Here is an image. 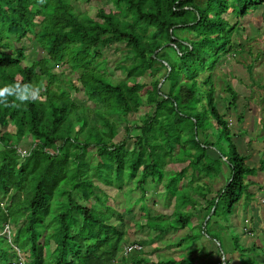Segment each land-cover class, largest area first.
I'll return each instance as SVG.
<instances>
[{"label": "trees", "instance_id": "obj_1", "mask_svg": "<svg viewBox=\"0 0 264 264\" xmlns=\"http://www.w3.org/2000/svg\"><path fill=\"white\" fill-rule=\"evenodd\" d=\"M80 1L0 0V87L31 82L42 89L37 101L20 108L0 105V264L17 258L12 246L27 253L26 264H115L125 240L111 219L123 221L106 205L102 185L121 190L133 182L144 199L146 186L165 178L166 193L178 201L187 169L217 177L224 166L225 184L211 200L201 197L207 216L222 202L250 199L253 183L246 178L264 172V159L249 166L232 142L210 72L234 54L231 37L239 20L264 0H99L112 7H97L94 16L75 13ZM31 41L42 55L24 65ZM117 44L125 54L114 69L123 77L111 83L102 50ZM168 48L175 59L163 51ZM226 91L234 103L235 92ZM79 93L81 102L72 95ZM141 107L147 110L140 125H130L128 115ZM23 138L31 140L25 156L18 152ZM215 145L226 150L210 159L207 150ZM88 152L94 153L92 165L84 160ZM168 160L174 173L166 171ZM171 215L173 225L146 223L157 236L186 226L188 214ZM9 226L10 241L2 234ZM140 251L130 263L148 264Z\"/></svg>", "mask_w": 264, "mask_h": 264}, {"label": "rangeland", "instance_id": "obj_2", "mask_svg": "<svg viewBox=\"0 0 264 264\" xmlns=\"http://www.w3.org/2000/svg\"><path fill=\"white\" fill-rule=\"evenodd\" d=\"M107 4L99 0H92L88 3L81 0L77 2L74 11L75 13L86 11L91 16H94L97 7L106 5L109 8L112 7L109 3ZM229 20L235 22L236 19L229 18ZM231 40L235 50L234 55L231 53L227 57H223L216 68L210 71L213 75L212 79L215 88V105L222 118L227 122L233 137L231 140L236 144L238 152L247 156L246 163L249 166L258 167L259 160L264 159V153L263 155H260L261 153L256 154L258 149L264 151V129L255 123L259 116L257 112L259 105L257 103L264 94V92L256 90L259 89L260 84L264 85V62L262 58L264 57L263 6L250 11L246 17L239 20V31L233 34ZM163 51L170 55L172 59H175V53L171 48ZM124 52L122 44L113 45L111 49L102 50L103 57L107 62L105 67H103L108 75L107 80L111 83H115L118 78L123 77L120 71L114 69V66L123 60ZM41 55L40 49L31 41L26 52L24 65L37 60ZM248 59H252L253 64H251L255 67L249 72L246 69ZM51 70L56 74L61 73L62 69L59 68L58 72L56 67H52ZM59 76L61 79L65 78L64 74H59ZM160 77L161 74L156 75V79ZM226 85L236 94L234 104H231L232 100L225 90ZM262 90L264 91V89ZM72 95L77 96L80 102L83 100L80 93ZM262 98L264 102V95ZM228 104L232 105V107L229 108ZM146 110V108L141 107L137 113L129 114L127 117L129 124L140 125L143 113ZM240 118L241 120H239ZM118 119L121 120L120 116ZM136 133L135 131L131 132V138L127 142L128 149L131 147ZM120 135H122L121 129L116 140L120 139ZM213 139L212 137L211 140ZM30 142L31 140L27 138L18 141V151L22 155V151H27V146ZM221 145H226V142L222 141ZM215 146L214 150H207V155L210 159L216 156L218 150L222 153L223 149L226 150L222 146V148ZM93 155L94 153L88 152L84 155V160L91 165L94 164L96 160ZM166 166L168 173H174L175 168L172 166L171 160L166 162ZM222 172L223 174L217 177H207L204 173L199 174L191 168L187 169L185 178L180 185H177L178 190H180L178 201L166 193L164 189L165 178L157 184L149 183L146 186L144 199L140 198L139 190L133 189V182H127L122 186L121 190L116 189L114 186L104 187L102 185L101 188L109 197L106 205L122 217V224L118 223L115 217H112L111 221L124 231L125 242L123 246L128 243H138L141 247L138 257L146 259L148 264L158 261L164 262L169 259L177 261L185 259L187 260L186 264H225L224 262L228 264H249L251 261H256V264H264V257L261 258V256H264V251L258 250L254 252L252 246V244L257 243L264 247V222L261 231L255 232V237L250 236L248 231L244 232L243 230V218H247L245 220L246 224L251 223V220H249V217L252 216L251 202L248 205L250 208H246L247 204L245 202L247 199L244 197L236 204L228 205V203L222 202L216 209L215 215H211L212 210L209 211L207 216H205L207 212L201 211L204 206V200L201 197L204 196L206 200H211L215 192L225 184L228 172L224 166ZM246 181L264 185V177L261 173L246 178ZM77 201L79 202L80 199H77ZM194 204H197L195 208L193 207ZM100 209L101 212H105L104 207ZM248 209L249 211L247 212ZM175 210L189 215L186 226L179 231H175L173 226L172 229H167L157 236V231L150 227L148 223L152 220L155 223L164 222V224L171 223L173 225L175 224L173 221L174 216L172 217L171 214ZM208 218H210L209 221L207 220ZM147 220H149L148 223H146ZM247 229L252 232L255 231L252 223ZM49 232L51 230H48L47 233ZM12 233L13 228L10 226L5 227L2 232L6 238ZM8 241L10 240L8 239ZM237 246L248 248L249 250L240 252ZM12 248L17 254V248L14 246ZM19 253L24 258L27 255L24 252ZM134 255L136 253H131L125 257L126 264H134L130 263V258ZM121 257V254H118L117 264L120 263Z\"/></svg>", "mask_w": 264, "mask_h": 264}, {"label": "crops", "instance_id": "obj_3", "mask_svg": "<svg viewBox=\"0 0 264 264\" xmlns=\"http://www.w3.org/2000/svg\"><path fill=\"white\" fill-rule=\"evenodd\" d=\"M259 8V7H258ZM257 8V9H258ZM263 8H264V6H263ZM255 10V9H254ZM253 10V11H254ZM233 49H234V46H233ZM235 51V50H234ZM234 55V54H233ZM263 58V62H264V57H262ZM251 60V61H250ZM252 63V59H248V61H247V66H246V69H248V72L251 70V69H255V67H253V63ZM251 64V65H250ZM264 64V63H263ZM263 79V78H262ZM248 80H249V78H248ZM251 80V79H250ZM264 80V79H263ZM261 86H259L258 88L259 89H256V90H258V91H262V92H264L262 89H264V88H262L261 89V87H264V85L263 84H260ZM227 86V85H226ZM225 90H226V87H225ZM229 94V93H228ZM255 95H256V93H255ZM260 95V94H259ZM264 95V94H263ZM263 95H262V97H263ZM229 96H230V94H229ZM262 97H260V99L258 100V105H259V107L257 108V112L259 113V116L257 117V119H256V121H255V123L257 124V126L259 125V127H263V129H264V102H263V98ZM231 99V98H230ZM231 104H232V101H231ZM234 104V103H233ZM228 106L229 107H232V105H230V104H228ZM239 120H241V118L239 119ZM261 125H263V126H261ZM258 136H260L259 134H258ZM256 152V151H255ZM254 152V153H255ZM264 153V151L263 150H260V149H258L257 150V152H256V154L258 153ZM258 156V155H257ZM261 175L264 177V172H262L261 173ZM253 184L252 185H250V187L248 188V192H249V194L251 195L250 196V199H247L246 200V208L248 207V208H250V206H248L249 205V203L251 202V211H252V216L251 217H249V220H251V223H252V227H253V229H255V231L254 232H252L250 229H247V227L251 224V223H248V224H246L245 223V220H247V218H243V221H244V229H245V231L247 230L249 233H250V236H252V237H255V232L256 231H261V229H262V225H263V222H264V200H260V199H264V185L263 184H258V183H256V182H253V181H251ZM241 201V200H240ZM239 201V202H240ZM205 207V206H204ZM249 211V209L247 210V212ZM244 217V216H243ZM249 222V221H248ZM243 226H242V228H243ZM243 229V230H244ZM244 231V232H245ZM129 244V243H128ZM137 244V243H136ZM126 245V244H125ZM252 246H253V248H254V252L255 251H258V250H263L264 251V247H262V245H258L257 243H254V244H252ZM139 251V250H138ZM135 252H137V251H133V252H131V253H135ZM131 253H129V254H131ZM119 254H121V258H124V257H127L129 254H127V255H124L123 254V252H122V248H121V250H120V253ZM262 257H264V256H261V258ZM224 261H225V259H224ZM115 264H117V262H116V260H115V262H114ZM217 264H219V263H217Z\"/></svg>", "mask_w": 264, "mask_h": 264}, {"label": "clouds", "instance_id": "obj_4", "mask_svg": "<svg viewBox=\"0 0 264 264\" xmlns=\"http://www.w3.org/2000/svg\"><path fill=\"white\" fill-rule=\"evenodd\" d=\"M40 2L43 3L44 0H40ZM41 91L42 89L40 87H37L31 82L5 84L3 87H0V105L6 108H20L29 102L37 101L40 98ZM10 97L12 98L11 100H9ZM18 152L20 153V151ZM25 152L26 154L24 156L27 155L28 151ZM9 238L8 236L7 239Z\"/></svg>", "mask_w": 264, "mask_h": 264}, {"label": "built area", "instance_id": "obj_5", "mask_svg": "<svg viewBox=\"0 0 264 264\" xmlns=\"http://www.w3.org/2000/svg\"><path fill=\"white\" fill-rule=\"evenodd\" d=\"M26 154L25 151H23V155ZM245 231V229H244ZM141 247L140 245L136 244V243H129L126 244L125 246L122 247V252L124 255H127L133 251H138L140 250ZM11 264H26L25 262V258L21 256V254L17 251V258H15Z\"/></svg>", "mask_w": 264, "mask_h": 264}]
</instances>
